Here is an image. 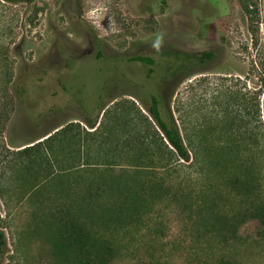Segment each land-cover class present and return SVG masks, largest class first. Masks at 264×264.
<instances>
[{
  "label": "rangeland",
  "instance_id": "374dc122",
  "mask_svg": "<svg viewBox=\"0 0 264 264\" xmlns=\"http://www.w3.org/2000/svg\"><path fill=\"white\" fill-rule=\"evenodd\" d=\"M167 49L214 51V58L170 75L177 62L160 53ZM138 56L154 64L130 60ZM152 95L184 142L228 103L227 119H237L231 134L244 131H236L240 116L245 104L252 112L256 95L264 117V0H0V172L12 151L70 123L92 131L86 121L98 126L108 109L131 103L148 115ZM226 193L207 199L238 215L236 197ZM15 204L7 209L0 197V264H49ZM185 211L175 202L157 206L151 229L121 241L117 263L264 264L262 219L238 218L232 236L204 232L210 210Z\"/></svg>",
  "mask_w": 264,
  "mask_h": 264
},
{
  "label": "trees",
  "instance_id": "16d2710c",
  "mask_svg": "<svg viewBox=\"0 0 264 264\" xmlns=\"http://www.w3.org/2000/svg\"><path fill=\"white\" fill-rule=\"evenodd\" d=\"M160 53L177 62L170 75L214 58V51ZM130 60L154 64L151 57ZM259 96L253 98L252 112L245 104V114L240 116L244 122L236 130L244 131L238 135L231 134L237 119H227L228 103L213 121L204 117L205 125L187 134L184 142L175 121L164 114L153 95L148 115L131 103L126 111L108 109L98 126L86 121L92 131L70 123L11 152L1 167L0 197L7 209L11 201L16 203L12 208H23L49 264H119L117 258L124 250L121 241L151 229L153 212L164 203L175 202L196 215L210 210L204 232L227 230L234 236L232 227L238 218L243 224L248 219L264 221L260 177L264 117ZM15 187L18 193L13 192ZM210 193L218 197L226 193L230 200L234 194L238 200L232 201L241 212H218L220 202L207 199ZM190 218L196 221V216ZM5 246L6 236L0 229V257Z\"/></svg>",
  "mask_w": 264,
  "mask_h": 264
}]
</instances>
